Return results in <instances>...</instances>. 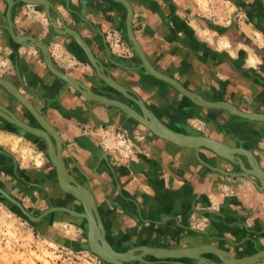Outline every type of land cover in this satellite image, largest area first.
Masks as SVG:
<instances>
[{"label":"crops","instance_id":"0c3cea01","mask_svg":"<svg viewBox=\"0 0 264 264\" xmlns=\"http://www.w3.org/2000/svg\"><path fill=\"white\" fill-rule=\"evenodd\" d=\"M47 1L51 3L50 14L58 29H74L114 85L94 71L72 35L52 34L45 13L48 4L17 0L11 11L13 30L46 42L57 68L94 93L126 102L133 109L138 107L139 111L135 110L141 114L142 107L147 108L172 129L201 133L230 146L252 150L254 154H251L260 163L257 164L264 169V122L199 105L187 95H180L168 81L152 75L139 64L137 53L130 48L125 31L126 8L120 1ZM127 1L133 10V33L155 69L174 77L207 100H222L246 112L264 113L261 51L246 49L243 42L229 47L225 36L213 39L204 31L210 24H201L191 16L183 17L184 8L177 0ZM261 8L264 7L261 5ZM6 11L7 0H0V78L11 82L30 100L51 126V130L46 129L48 133L55 131L63 139V148L62 143L59 147L62 157L63 154L67 157L68 171L92 193L104 235L112 248L119 251L134 246L174 249L207 244L224 249L234 257L264 248V193L248 178L229 177L221 172L234 170L235 163L204 147L196 150L175 145L151 133V129L150 132L140 127L145 125L117 105L84 97L48 70L37 46L18 42L8 29ZM256 11L264 13L258 7ZM117 84L137 94L144 106L132 102ZM0 105L27 124L43 128L39 119L1 85ZM21 129L0 115L2 139L22 137L33 143L35 149L45 150L48 156L44 137ZM112 130L123 131L135 139V156L117 160L111 152L104 151L99 134L112 133ZM0 142V157H3L0 169L10 179L43 188L41 181H50L55 171L54 179L59 185L56 167L21 164L3 141ZM73 197L80 208H68L82 211L80 200ZM76 217L85 220L87 228L86 219ZM199 255L220 261L212 251ZM182 256L158 260L147 253L143 256L147 263L133 260L126 264H177L173 260L196 264V259ZM262 263L264 260L257 264Z\"/></svg>","mask_w":264,"mask_h":264},{"label":"rangeland","instance_id":"374dc122","mask_svg":"<svg viewBox=\"0 0 264 264\" xmlns=\"http://www.w3.org/2000/svg\"><path fill=\"white\" fill-rule=\"evenodd\" d=\"M247 1L245 4H251L252 9L246 7L253 13L256 12L257 7L264 10L261 8V5L264 7V0ZM177 2L180 7L184 8L183 17L191 16L190 18L196 19L199 23H201L200 20L208 21L204 22V25L208 23L211 27L204 31L208 32L213 39L225 36L221 35L223 29L229 25L230 21L236 20L238 30L242 32L243 37L247 35L249 39L246 42V49L261 51V55L264 56V32L253 25L250 16L245 13L246 9L239 7L234 0H177ZM261 16L264 19V13H261ZM218 30L221 31L218 32ZM221 39L222 37H219V40ZM223 43L227 41L223 39ZM243 51L241 49V52ZM98 140L103 148L105 147L104 151L111 152L117 160L131 159L135 156L133 153L136 145L135 139L128 137L123 131L112 130V133L99 134ZM0 141H3L5 148L12 151L21 164L30 166L37 163L43 168H48L49 164L53 165L45 152L35 149L29 140L14 136L13 139L0 137ZM229 171H238L236 165L234 170ZM53 174L50 175V181H41L43 186L41 188L39 185L34 187V185L13 181L0 169V178L3 179L0 181V186L34 215L51 205L80 208L78 201L72 195L60 189L54 179L55 171ZM232 177L247 178L243 175ZM52 178L54 181H51ZM63 211H52L42 216L39 222H32L15 205L0 195V264H110L95 253L81 247L87 239L85 220ZM45 229H50L64 241L52 238ZM69 242L74 243L75 246L71 247Z\"/></svg>","mask_w":264,"mask_h":264},{"label":"bare ground","instance_id":"6f19581e","mask_svg":"<svg viewBox=\"0 0 264 264\" xmlns=\"http://www.w3.org/2000/svg\"><path fill=\"white\" fill-rule=\"evenodd\" d=\"M32 1L33 2L40 1V2H42L44 4H46V5L49 4V2L47 0H28L26 2H32ZM121 3L125 6V4L123 2H121ZM7 4H8V0H7ZM126 15H127V8H126ZM126 15H125V31H126ZM6 19H7V17H6ZM54 30H56L57 32H60L61 30L62 31H66V34H71V35H72L71 32L74 31L76 36H78L86 46L88 45L80 37V35L72 28L71 29L70 28H66L65 30H63V29H58V27H57V28H54ZM15 37L17 39H19L17 36H15ZM74 38H76V37H74ZM76 42L80 45V47L83 49V51H84V53L86 55L85 48L81 45V43H79L77 41V39H76ZM141 50H142V48H141ZM143 53H144V51H143ZM137 56L141 60L142 65L147 69V67H146L147 65H145V61H143L138 54H137ZM86 57H87V55H86ZM144 58H146L145 60H147L146 62H148V66H150L155 72L161 73L160 71H158L157 69H155L152 66V64L147 59L145 53H144ZM98 70H99L98 71L99 72V76H101V78L103 80H105V82L114 85V83H112L113 80L108 75H105L104 73H102V71H100L99 68H98ZM147 70L149 71V69H147ZM61 73L63 75H66L65 76L66 79L64 77L59 76V75H57V76L63 78L68 83L71 82L72 84H74V85H76L78 87H81V92L88 98H94V99H97V100H100V101H104L105 103L117 105L118 107L127 105L129 107L128 108V112L124 111L127 115H129L131 117H134L140 123H142L144 125H147V127L149 129H151L152 131L154 130L153 132H155L156 135H159L160 137L168 139V140H169V138H171L173 141L171 140L172 142L171 141L170 142L171 143L174 142L173 144H175V145H178V146L181 145L182 147L185 146V147H189V148H192L194 146L193 148L197 150L198 147H195V146H198L199 143L200 144H206V145H208V146H210L212 148H218L220 151L225 152L228 156H232V152H234V151H236V152H244V154L247 155L251 159V164H250V167L246 166L245 169H242L241 173L244 174V175L245 174H250L249 172L255 174V176L257 178H259V180H261V182H262L261 186H262V188H264V169H262L257 164L255 158L253 157V155L251 154V152L248 149L243 148V147H235V148H232V149H229V148L227 149V148H224V147L222 148L216 142L218 139L215 141V138H212V137L209 138V136H205V135L199 136V135H195V133H193L194 135L193 134H187L186 132H181V131L172 129L170 126H168L164 122H162L154 113L149 111L147 108L142 107L143 108V111H142L143 114H141L137 110L133 109L126 102L115 100V99H112V98H109V97L94 93L89 88H87V86L84 85L82 82H81L82 83V85H81L78 80H76V79H75L76 81L73 80L74 79L73 77L65 74L63 71H61ZM170 77H172V76H170ZM1 79H3V78H1ZM161 79L165 80L163 78H161ZM170 79H172V78H170ZM165 81H167V80H165ZM168 82L170 84L174 85L170 81H168ZM115 86L120 88V89H122L121 90L122 92L125 90L122 86H120L118 84L115 85ZM181 87L183 89L187 90L189 93L193 92V91L185 88L183 85H181ZM177 89H178L179 92H181L182 94L187 95L193 102H195V103H197L199 105H203V106L211 107V108H224V109H228V111H232L233 109L231 108V106H233L235 109H237L236 110L237 112L232 111V112H234V114L240 115V116H242L244 118H247V119H250V120L264 122V120H261V119H264V113H261V112H246V111H243V110L235 107L233 104H230V103H228L226 101L224 102L222 100H207V99L203 98L202 96H200L196 92H193V93H195L197 96L194 95V94H191V95L187 94V93H185V91H181L179 88H177ZM16 91H17L18 96L22 95L17 89H16ZM81 92L79 91V93H81ZM12 94L14 96H16L14 93H12ZM124 94L127 95L126 93H124ZM131 95H133L135 98H138V97H136L137 94H135V93H132ZM127 96H129V95H127ZM19 100L21 101V99H19ZM24 100H26V99L24 98ZM138 102L143 105V102L141 101V99ZM30 105L32 107V110L27 105H25V106L31 111V113H33L39 119V122L41 123L43 128L34 127V126H31L30 124H27L26 122H24L21 119H19L14 113L13 114L16 116L17 119L13 118V116H10L9 114H7V112L5 110H3V109H6L3 106H2L3 109H0V115L2 117H4V118H6L5 116L8 115L7 116L8 119L16 120V122L19 121L18 123L21 124V126L23 125L25 127V129H27L29 131H32L31 133L40 135L42 137L48 135V132L46 131V129L51 130V126L34 109V107L32 106L31 103H30ZM6 110L9 111L8 109H6ZM9 112H11V111H9ZM53 132L51 134H52L53 137H56L58 144L57 145L53 144V147L51 148V146H50V149L48 148V145H47V153H48V156L50 157V159L53 161L55 167L58 166L57 167L58 169L56 168L57 176H58V183H59V185H61L65 189L73 190L75 192V194H76L75 197H77L80 200V202L82 204V207H83L82 211L72 210V209H69V208H67V209L63 208V210L65 209L64 211H67L70 214H73L75 216H82V217H84L86 219L88 230L91 231V233H93L96 236L95 238H97V239L100 238V237L102 238V243L99 242L100 243L99 249H100V252L103 253V255H105V256L107 255L108 257H110L112 259L114 258V256L118 257V256H121V255L125 256V257H128V258L140 257L141 259H143V256L148 253V254H152L153 257L158 259V260L159 259H163V258H168V257H173L175 259H179V258L183 257L182 255H187V256H190L191 258L196 256V257H200L201 259H205V261L199 260V261H202V263H200V264H205L204 262H207V263H210V264H237L238 262H240L242 264H247V262H249L254 257V255L256 256L257 254L259 255V254H262V252H264V249H259L255 253H252L250 255L243 254V256L241 255L242 257H234L228 251H226L224 249H221V248H218V247H214V246H210V245H207V244L199 245L197 247L174 248V249L173 248H164V247L134 246V247H131V248L125 250V251H119V250H116V249L112 248V246L110 245V243L108 242V240L106 239V237L104 235V227H103V224L101 222V219H100V216L98 214L93 195L90 192V190L87 187L83 186L82 184L78 183L77 181H76V183H74L72 181L71 177L67 174V172H66V174L61 172V170H60L61 165H60V162H59V160H60L59 157H61V159H62L61 149H60V147H61V139H60L59 135L55 131H53ZM178 133H182V134L180 135ZM55 143H56V141H55ZM199 147H201V146H199ZM199 160H201V159L199 158ZM221 172H224V171L221 170ZM68 183L71 184V186ZM85 208H86V210H85ZM87 209H88V211H89V209H91V212L93 213V215H92V213L90 214V211L87 212ZM94 220L96 222L93 225V228H91V224L93 223ZM196 229L197 228H195L194 230H196ZM196 231H199V230H196ZM135 249H140L141 251H135V253H134L133 251ZM205 251H212V252L216 253L220 257V261L216 262V261L208 260L207 258H204V257L199 255V253L205 252ZM246 256H247V258H246ZM173 261H176L177 264H190V263H184V262H182L180 260H173ZM146 262H148V261H146ZM150 262H153V261H150Z\"/></svg>","mask_w":264,"mask_h":264},{"label":"water","instance_id":"95a60500","mask_svg":"<svg viewBox=\"0 0 264 264\" xmlns=\"http://www.w3.org/2000/svg\"><path fill=\"white\" fill-rule=\"evenodd\" d=\"M17 0H8V4H7V11H6V17H7V24L9 25V28L8 29H10L9 31L13 34H15V36H17L19 39H18V42H20V43H25V44H29V45H35V46H37L39 49H40V51H41V53H42V56H43V60H44V63H45V65L48 67V70L50 71V72H53V73H55L56 75H59V76H61V77H64L65 78V76L66 75H63L62 73H61V71L62 70H60L59 68H57L54 64H53V62H52V60H51V57H50V53H49V49H48V44L46 43V42H44L43 40H41V39H38V38H35V37H31V36H28V35H19V34H17V33H15V31L13 30V23H12V18H11V11H12V7H13V5H14V3L16 2ZM20 1H28V0H20ZM116 1H121V2H123L124 4H125V7L127 8V15H126V36H127V41H128V43H129V45H130V48L134 51V52H136L140 57H141V59L143 60V61H145V65H147L146 67H147V69H149V71L152 73V75H154V76H157V77H159V78H163V79H165V80H167V81H170L171 83H173L177 88H179L181 91H185V93H187V94H194V95H196L195 93H189L187 90H185V89H183L182 87H181V83L179 82V81H177L176 79H174L173 77H170L169 75L167 76V75H165L164 73H159V72H155L150 66H148V62H146L147 60H145L146 58H144V53H143V51L141 50V47H140V45H139V43H138V41H137V39H136V37H135V35H134V33H133V29H132V23H131V18H132V15H133V10H132V7H131V4L127 1V0H116ZM33 2V1H32ZM50 8H51V3L50 4H48L47 6H45V13H46V16H47V19H48V21L50 22V24H51V27H52V34H55V33H58V34H66V31H60V32H57L56 30H54V28H57V23L55 22V20H54V18L51 16V14H50ZM66 28H69V27H62V29L63 30H65ZM71 29V28H70ZM71 32V31H70ZM72 33V35L74 36V37H76L75 38V40L77 39V41L79 42V43H81V45L85 48V51H86V55H87V59H88V61H89V63L92 65V67L94 68V71L99 75V70H98V68L100 69V71H102V73H104L105 74V71H104V69H103V67H101V65L99 64V60L96 58V57H94L93 56V54H92V52L90 51V49H89V47H88V45L86 46L83 42H82V40L78 37V36H76V34H75V32L74 31H72L71 32ZM69 35H71V34H69ZM99 65V66H98ZM106 75V74H105ZM109 76V75H108ZM68 77V76H67ZM70 78V77H69ZM170 78H172V79H170ZM66 79V78H65ZM73 80H75V79H73ZM76 81V80H75ZM80 82V81H79ZM70 86H72L74 89H76V90H78V91H80L81 92V87H78V86H76V85H74V84H72L71 82H69L68 83ZM80 84L82 85V83L80 82ZM0 85L6 90V92L7 93H9L13 98H15L16 100H18L17 98H19V99H21V101L25 104V105H27L31 110H32V107H31V105H30V100L28 101L26 98H25V96H23V95H21V96H18V94H17V91H16V87L11 83V82H9L8 80H5V79H1L0 78ZM120 87V86H119ZM125 87V86H124ZM11 92V93H10ZM124 93H126L127 95H129L130 96V100L132 101V102H134L136 105L138 104L139 105V103H137L138 101H140V97L137 95L136 97H138V98H135L133 95H131L132 93H134L133 91H131L130 89H128L127 87H125V90L123 91ZM12 93H14L16 96H14V95H12ZM82 93V92H81ZM83 94V93H82ZM83 96L84 97H86L84 94H83ZM128 96V97H129ZM197 96V95H196ZM199 97V96H198ZM24 98L26 99V100H24ZM192 98V97H191ZM100 103H103V104H106L104 101H99ZM127 108H126V107ZM125 106H121L120 108L123 110V111H125V112H128V106L127 105H125ZM231 106V105H230ZM139 107H140V105H139ZM231 108L233 109L232 111H234V112H237L236 110L237 109H235L233 106H231ZM0 109H3L2 108V105H0ZM3 110H5L6 112H7V114H9L10 116H13V118H15V119H17L16 118V116L12 113V112H9V111H7L6 109H3ZM232 111H230V112H232ZM234 112H232V113H234ZM8 116V115H7ZM7 116H5L6 118H4L3 117V119L4 120H6V121H9V122H11V123H13L16 127H19V129H21V127H23V128H25L23 125L21 126V124H19L18 122H16V120H12V119H8L7 118ZM261 120H264V119H261ZM18 125H20V126H18ZM165 126V125H164ZM145 127L147 128V129H149L148 127H147V125H145ZM21 129V130H25V129ZM166 128V127H165ZM168 129V128H167ZM56 130V129H55ZM150 130V129H149ZM169 130V129H168ZM57 131V130H56ZM154 131V130H153ZM151 132V130H150V132L151 133H153V134H155L154 132ZM177 133V132H176ZM178 134H182V133H178ZM187 134H193V133H188L187 132ZM156 135V134H155ZM194 135V134H193ZM195 135H199V136H203L201 133H195ZM158 136V135H157ZM44 137V139H45V141L47 142V145H48V148L50 149V146H51V148L53 147V141L51 140L52 138L51 137H53L52 136V134L51 133H48V135H46V136H43ZM61 137V136H60ZM54 139H56V137H53ZM210 138V137H209ZM172 139L171 138H169V141H171ZM217 139H215V141H216ZM56 141V145L58 144L57 143V139L55 140ZM61 143H62V148H63V139L61 138ZM173 141V140H172ZM171 141V142H172ZM217 142V144L220 146V147H224V148H229V149H232V148H235V146L233 147V146H230V145H228V144H226V143H224V142H222V141H220V140H217L216 141ZM174 143V142H173ZM179 144V143H178ZM181 146V145H180ZM199 146H201V147H204V148H206V149H209V150H211L214 154H216L217 156H219V157H221V158H224V159H227V160H229V161H231V162H233V163H236L238 166H239V168H240V171H229V170H226V171H224L223 173H226V174H228V175H232V176H240V175H243V176H245V177H247L248 179H250L251 181H252V183L258 188V189H260V190H262V191H264V188H262V182H261V180H259V178H257L256 176H255V174H253V173H251V172H249L250 174H242L241 173V170L242 169H245L246 168V166H245V164H244V162H243V158L241 157V155L242 156H244L245 157V159L247 160V163H248V167L250 166V164H251V159L247 156V155H245L244 154V152H236V151H234V152H232V156H228L225 152H223V151H220L218 148H212V147H210V146H208V145H206V144H198V146H195V147H199ZM182 147V146H181ZM194 147V146H193ZM44 152H45V150H44ZM251 153H252V151H250ZM46 153V152H45ZM50 154V153H49ZM48 157V156H47ZM235 157V158H234ZM48 159H49V161L53 164V166L55 167V165H54V163L51 161V159L48 157ZM59 162H60V165H61V167H60V170H61V172L62 173H65L66 174V168H65V163H64V159H63V157H62V159H61V157H59ZM201 161V160H200ZM256 161H257V163H259L258 162V160H257V158H256ZM205 165H207L206 163H204ZM260 164V163H259ZM208 167H210V168H213V167H211L210 165H207ZM58 166H56V168H57ZM58 169V168H57ZM214 169H216L217 170V168H214ZM219 170V169H218ZM70 177H72L69 173H67ZM73 178V177H72ZM71 178V179H72ZM74 179V178H73ZM72 179V181L74 182V183H76V181L75 180H73ZM69 184V183H68ZM70 186H71V184H69ZM68 185V186H69ZM59 186V185H58ZM79 186V185H78ZM60 187V189L62 190V191H64V192H70L73 196H75L76 194H75V192L73 191V190H70V189H65V188H63L61 185L59 186ZM0 195L5 199V200H7L8 202H10L11 204H13V205H15L19 210H20V212L28 219V220H30V221H32V222H39L40 221V219L42 218V216H44L45 214H48V213H50V212H52V211H61V210H63V208H68L67 206H65V207H59V206H55V205H51V206H49V207H47V208H45V209H43L39 214H36V215H34V214H32V213H30L22 204H21V202L18 200V199H16L13 195H11L6 189H4L3 187H1L0 186ZM65 210V209H64ZM85 210H86V208H85ZM89 211H90V214L92 213L91 212V209H89ZM88 211V209H87V212H89ZM63 212H65V211H63ZM81 215V214H80ZM92 215H93V213H92ZM73 216H75V215H73ZM80 217H82V216H80ZM95 220L93 221V223L91 224V228H93V225L95 224ZM85 230H86V237H87V239H86V242L85 243H83L82 244V246L81 247H84L85 249H87V250H89L90 252H93V253H95L97 256H99L101 259H103L104 261H106V262H108V263H110V264H125L126 262H129V261H133V260H138V261H140V262H146L145 260H143V259H141L140 257H136V258H128V257H125V256H118V257H116V256H114V258L112 259V258H110V257H108L107 255L105 256V255H103V253H101L100 252V249H99V246H100V243L99 242H101L102 243V238L100 237V238H95L96 236L93 234V233H91V231H89L88 230V228H86V226H85ZM45 231H46V233L49 235V236H51L52 238H54V239H56V240H59V241H64L62 238H59L54 232H52V231H50V229H45ZM69 245L71 246V247H74L75 245H74V243L72 244V242H69ZM261 249H264V248H261ZM135 251H140V249H135L133 252L135 253ZM124 255V254H123ZM200 257H193V259H196V264L198 263V264H200V263H202V261H199V260H201V259H199ZM246 258H247V256H246ZM262 259H264V252H262V254H257L256 256L254 255V257L249 261V262H247V264H256V263H258L260 260H262ZM147 263V262H146ZM176 263V262H175ZM237 264H242V263H240V262H238Z\"/></svg>","mask_w":264,"mask_h":264},{"label":"flooded vegetation","instance_id":"af4514ba","mask_svg":"<svg viewBox=\"0 0 264 264\" xmlns=\"http://www.w3.org/2000/svg\"><path fill=\"white\" fill-rule=\"evenodd\" d=\"M235 4L239 5V7H241L242 9H246L245 10V13L248 14L250 16V20L252 21L253 25L255 24V26H257L262 32H264V19H262V16L261 14H259V11H256L255 13H253L251 10H248L249 9H252V5H246L244 0H234ZM248 6V8L246 7ZM202 24H204V22H208V21H203V20H200ZM218 25V24H217ZM218 28V27H217ZM239 27L237 26V23L236 21H230L229 25H227V27L225 29H223V32L221 35H225L227 38H228V46L229 47H234L235 44L237 42H243L246 44L247 41H249V39L245 37H243L242 35V32H240L239 30ZM221 30H218V32H220ZM138 57V56H137ZM139 59V57H138ZM141 60L139 59V64H141ZM142 67V66H141ZM144 68V67H143ZM173 88V87H172ZM174 89V88H173ZM175 91H178L176 89H174ZM179 93V92H178ZM180 95H181V92H180ZM183 96V95H182ZM122 99V96L121 98ZM128 100V99H127ZM135 109H137L139 111V108L137 107H134ZM209 108V107H208ZM24 109V108H23ZM221 110H225L231 114H234L230 111H228L227 109H224V108H219ZM25 110V109H24ZM26 111V110H25ZM236 115V114H235ZM254 121V120H253ZM259 122V121H258ZM9 124V123H8ZM10 125V124H9ZM16 129V128H15ZM188 131V130H186ZM29 135V134H27ZM252 151V150H251ZM253 153V151H252ZM254 154V153H253ZM241 157L243 158V162L245 164V166L248 167V163H247V160L245 159L244 156L241 155ZM63 159H64V163H65V167L67 168L68 167V163H67V157H65V155L63 154ZM259 162V161H258ZM236 164V163H235ZM236 167H237V170L240 171V168L239 166L236 164ZM67 171H68V168H67ZM68 173L70 174V172L68 171ZM74 178V177H73ZM76 181L77 179L74 178Z\"/></svg>","mask_w":264,"mask_h":264}]
</instances>
